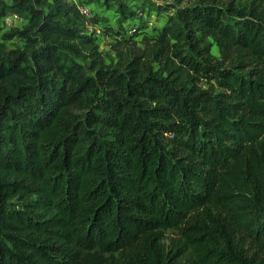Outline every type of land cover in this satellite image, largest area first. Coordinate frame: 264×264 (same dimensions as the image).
Wrapping results in <instances>:
<instances>
[{"label": "trees", "instance_id": "trees-1", "mask_svg": "<svg viewBox=\"0 0 264 264\" xmlns=\"http://www.w3.org/2000/svg\"><path fill=\"white\" fill-rule=\"evenodd\" d=\"M263 7L127 36L121 4L111 55L68 0H0V264H264Z\"/></svg>", "mask_w": 264, "mask_h": 264}, {"label": "rangeland", "instance_id": "rangeland-1", "mask_svg": "<svg viewBox=\"0 0 264 264\" xmlns=\"http://www.w3.org/2000/svg\"><path fill=\"white\" fill-rule=\"evenodd\" d=\"M6 6L12 5V0H2ZM70 3L81 8L88 6L93 13L94 19H99L101 22L98 26H92L87 18H83L85 22L84 32L87 35H93L97 39L100 51L104 53L111 52V44L114 38L108 32L103 31L105 28L119 29V22L122 20L120 11L121 4H125L136 17L123 23L122 27L125 35L131 36L135 34L138 28L144 29L143 32L153 34L155 30L163 28L168 24L169 17L175 15L179 8L197 4L203 0H68ZM219 5L228 8L230 6L240 8L241 10H250L253 5V0H218ZM260 12H264V7L260 8ZM28 15L22 16V20L14 22L12 27H8L0 20V41L5 36L13 35L15 38L7 43L11 48L22 47L20 34L26 29ZM17 34V35H16ZM142 37L138 38L141 40ZM212 44V54L224 62L226 66L238 64L241 60L251 62L248 57L243 56L242 52L234 49L225 50L221 49L216 41L210 39ZM253 67H256L253 65ZM206 86V85H205ZM207 87V86H206ZM12 209H19L21 204L19 201H13L9 205Z\"/></svg>", "mask_w": 264, "mask_h": 264}, {"label": "built area", "instance_id": "built-area-1", "mask_svg": "<svg viewBox=\"0 0 264 264\" xmlns=\"http://www.w3.org/2000/svg\"><path fill=\"white\" fill-rule=\"evenodd\" d=\"M80 11L81 14L86 18L93 17V13L88 6H85L83 8L80 7ZM20 20H22V15L16 12H10L2 19V23L6 24L8 27H12L14 25V22H18Z\"/></svg>", "mask_w": 264, "mask_h": 264}]
</instances>
